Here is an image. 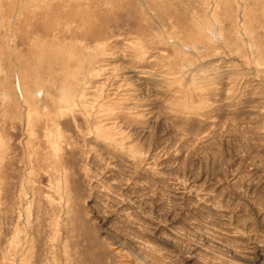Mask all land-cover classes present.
Segmentation results:
<instances>
[{"label":"rangeland","instance_id":"rangeland-1","mask_svg":"<svg viewBox=\"0 0 264 264\" xmlns=\"http://www.w3.org/2000/svg\"><path fill=\"white\" fill-rule=\"evenodd\" d=\"M0 56V264H264V0H0Z\"/></svg>","mask_w":264,"mask_h":264},{"label":"bare ground","instance_id":"bare-ground-1","mask_svg":"<svg viewBox=\"0 0 264 264\" xmlns=\"http://www.w3.org/2000/svg\"><path fill=\"white\" fill-rule=\"evenodd\" d=\"M205 30H206V29H205ZM209 39H210V38H209ZM196 43H197V42H196ZM193 46H194V45H193ZM203 48H205V47L202 46L201 44H197V45L194 47V49H193L195 55H199V54L202 52V49H203ZM103 52H104V51H103ZM101 55H102V53H101ZM103 55H104V54H103ZM0 57H1V56H0ZM67 58H68V57H67ZM41 59H43L42 55L40 56V60H41ZM92 59H93V58H92ZM92 59H91V60H92ZM38 60H39V59H38ZM40 60H39V61H40ZM88 61H89V60H88ZM88 61H87V62H88ZM95 62H96V61H95ZM97 62H98V61H97ZM82 63H83V62H82ZM90 63H91V62H90ZM93 63H94V62H93ZM82 65H83V64H82ZM82 65H81V66H82ZM88 65H90V64L88 63ZM89 67H91V65H90ZM89 67H88V68H89ZM79 68H80V67H79ZM81 68H82V67H81ZM91 68H92V67H91ZM96 68H97V67H96ZM97 69H98V68H97ZM0 70H1V63H0ZM88 70H89V69H88ZM94 70H95V69H94ZM96 71H97V70H96ZM96 71H95V72H96ZM101 71H103V69H102ZM192 71H193V70H192ZM95 72H94V71H91V75H90V77H91V76H94V75H95ZM34 73H35V72H34ZM87 73H88V71H87ZM100 74H101V73H100ZM84 76H85V75H84ZM192 76H193V75H192ZM85 78H86V77H85ZM94 78H95V77H94ZM86 79H87V78H86ZM90 79H91V78H90ZM95 79H96V78H95ZM188 79H189V78H188ZM88 80H89V78H88ZM86 81H87V80H86ZM90 81H91V80H90ZM79 84H81V83H79ZM69 85H70V84H69ZM71 87H72V86H71ZM69 90H70V91H69ZM74 93H75V92L72 93V89L68 88V91H66V93H65L66 97H65V95H63V94H62L61 96H62L64 99H66V98H72V96H75V95H76V94L74 95ZM78 94H79V93H78ZM80 94H81V93H80ZM82 95H83V94H82ZM82 95H80V97H81ZM59 97H60V96H59ZM36 99H38V98L36 97ZM72 100H73V99H72ZM34 101H35L34 98H32L31 101H29V103H34ZM34 105H35V104H34Z\"/></svg>","mask_w":264,"mask_h":264}]
</instances>
